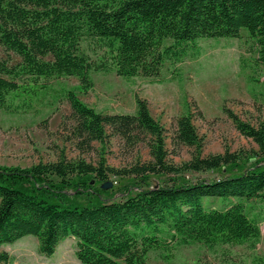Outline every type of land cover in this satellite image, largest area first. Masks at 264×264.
<instances>
[{
  "label": "trees",
  "instance_id": "16d2710c",
  "mask_svg": "<svg viewBox=\"0 0 264 264\" xmlns=\"http://www.w3.org/2000/svg\"><path fill=\"white\" fill-rule=\"evenodd\" d=\"M244 29L253 56L251 62L242 56L240 66L255 70L264 66V0H0V45L21 57L13 65L0 58V109L24 111L32 99L53 91L71 107L69 139L83 152L119 137L132 149L145 143L150 154L123 168L107 165L104 156L94 162L64 153L28 167L0 164V247L34 235L39 252L51 256L61 241L75 237L81 264H147L151 252L170 250L171 243L255 249L261 221L250 214L247 202L264 201V120L253 125L225 108L258 150L250 156L229 149L204 156L187 104L171 140L174 147L195 152L178 164L170 159L167 129L151 114L146 99L136 96L135 113H105L77 93L94 88L93 71L125 79L158 78L168 64L200 55L199 40L241 38ZM88 38L101 51L97 59L80 51ZM67 77L78 78L79 85L56 90L51 84ZM247 160L252 163L244 166ZM207 171L228 173L185 179L188 172ZM153 175L171 181L143 188ZM111 177L130 179L139 188L128 194L126 187L114 199L113 186L103 188ZM85 194L93 199L79 201ZM210 198L226 204L207 205ZM11 260L9 252L0 250V264Z\"/></svg>",
  "mask_w": 264,
  "mask_h": 264
},
{
  "label": "rangeland",
  "instance_id": "374dc122",
  "mask_svg": "<svg viewBox=\"0 0 264 264\" xmlns=\"http://www.w3.org/2000/svg\"><path fill=\"white\" fill-rule=\"evenodd\" d=\"M251 43L246 29L241 38H203L198 41L200 55L175 65L168 64L158 78L136 76L125 79L115 72L93 71L94 88L87 94L77 93L84 103L105 113H135L136 96L146 99L151 114L167 129V147L171 152L170 159L175 163L190 160L195 152L193 147L176 148L171 140L177 118L188 111L187 104L203 144L202 155L223 153L229 149L250 156L258 150V145L238 131L225 108L253 125L264 120V66L255 70H243L240 66L242 56L251 62L253 55L248 52ZM80 51L94 59L101 53L89 38L81 43ZM0 58L7 59L10 65L21 60L1 45ZM174 68L177 72H173ZM51 82L56 90L79 85L76 77ZM54 93H41L30 101V107L21 112L0 109V164L28 167L38 162L55 161L61 153L69 159L82 157L94 162L104 156L107 165L118 168L128 167L139 159H150L145 143H139L132 149L119 137L109 140L105 147L96 143L94 150H80L69 139L67 130L73 123L71 107L67 100L56 99ZM251 163L247 160L244 166ZM223 173L228 172H188L184 178L192 181L219 178ZM110 181L113 182L114 199L122 197L126 187L130 188L128 194L139 188L131 185L130 179L111 177ZM170 181L166 176L153 175L149 185L143 188ZM93 196L85 194L78 200L87 203ZM205 203L213 207L226 204L218 198L206 199ZM247 204L250 214H257L261 221L262 237L255 249L240 245L210 248L203 243H171L170 250L151 252L147 264H256L255 259L264 260V201L252 199ZM76 246L77 239L68 237L59 243L53 255L46 256L39 252L38 238L26 235L14 243L1 246L0 250L9 252L11 264H81L75 254ZM163 254H168L171 263Z\"/></svg>",
  "mask_w": 264,
  "mask_h": 264
},
{
  "label": "water",
  "instance_id": "95a60500",
  "mask_svg": "<svg viewBox=\"0 0 264 264\" xmlns=\"http://www.w3.org/2000/svg\"><path fill=\"white\" fill-rule=\"evenodd\" d=\"M112 186H113V182L109 181L108 183H106V184L103 185V188L104 189H107V188H110Z\"/></svg>",
  "mask_w": 264,
  "mask_h": 264
}]
</instances>
